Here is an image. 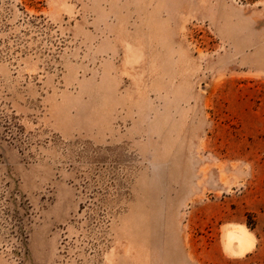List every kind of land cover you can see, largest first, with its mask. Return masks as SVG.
<instances>
[{
  "label": "rangeland",
  "instance_id": "obj_1",
  "mask_svg": "<svg viewBox=\"0 0 264 264\" xmlns=\"http://www.w3.org/2000/svg\"><path fill=\"white\" fill-rule=\"evenodd\" d=\"M0 264H264V0H0Z\"/></svg>",
  "mask_w": 264,
  "mask_h": 264
},
{
  "label": "bare ground",
  "instance_id": "obj_2",
  "mask_svg": "<svg viewBox=\"0 0 264 264\" xmlns=\"http://www.w3.org/2000/svg\"><path fill=\"white\" fill-rule=\"evenodd\" d=\"M245 227H236L229 230L226 234V247L232 254L242 255L248 251L253 245V238Z\"/></svg>",
  "mask_w": 264,
  "mask_h": 264
}]
</instances>
